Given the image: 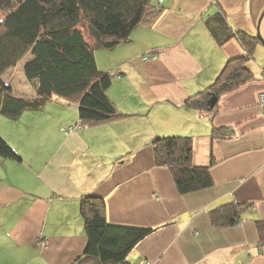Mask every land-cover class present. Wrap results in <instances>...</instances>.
Segmentation results:
<instances>
[{"label":"crops","instance_id":"crops-1","mask_svg":"<svg viewBox=\"0 0 264 264\" xmlns=\"http://www.w3.org/2000/svg\"><path fill=\"white\" fill-rule=\"evenodd\" d=\"M112 49H96L98 69L115 73L106 94L117 117L64 132L79 121L77 103L53 96L40 111L0 116V135L19 159L0 157V264H71L87 243L80 202L105 201L111 224L155 227L127 255L132 264H264L257 221H264V45L247 62L252 80L217 100L214 115L184 100L210 85L228 58L244 54L234 39L216 44L206 20L221 12L228 26L264 40V0H162ZM147 52L154 59H143ZM13 93L33 97L29 83ZM18 89V90H17ZM213 127L229 129L215 138ZM192 141V163L211 187L180 194L170 170L154 162L161 136ZM230 202L249 208L232 226L209 213Z\"/></svg>","mask_w":264,"mask_h":264},{"label":"trees","instance_id":"trees-1","mask_svg":"<svg viewBox=\"0 0 264 264\" xmlns=\"http://www.w3.org/2000/svg\"><path fill=\"white\" fill-rule=\"evenodd\" d=\"M162 0H3L0 9V115L17 119L25 111H40L57 96L75 101L79 121L104 122L117 117L106 90L115 73L98 69L94 49H112L130 38L140 24H151L162 12ZM86 22V37L82 21ZM206 26L218 45L230 39L243 48L241 56L228 58L213 82L186 98L187 107L214 115L217 100L252 80L247 62L264 40L257 35L232 30L221 12L206 20ZM23 63L26 81L34 90L33 97L13 93L3 79L5 71ZM147 52L143 59H150ZM153 59V58H151ZM216 96L212 107L208 98ZM84 124V123H83ZM215 138L230 136L229 129L213 127ZM154 162L167 167L180 194L213 185L206 167L192 163V141L186 136L156 137L151 143ZM0 157L19 159V155L0 135ZM247 204L230 202L209 213L217 227L232 226L240 221ZM87 243L81 256L71 264H132L129 252L155 227L116 225L107 221L105 201L97 196H84L80 202ZM258 245H264V221L256 222Z\"/></svg>","mask_w":264,"mask_h":264},{"label":"rangeland","instance_id":"rangeland-1","mask_svg":"<svg viewBox=\"0 0 264 264\" xmlns=\"http://www.w3.org/2000/svg\"><path fill=\"white\" fill-rule=\"evenodd\" d=\"M3 0H0V3ZM1 7V4H0ZM4 10L0 9V19L2 18V16L4 15ZM86 22L83 20L81 22V26L84 28L85 31V35L87 38H89V34L87 33V29H86ZM94 56H96V49H94ZM30 57L29 53H27L26 55H24L15 66L7 69L5 71V73L3 74V79L5 81H9L13 84H15V88H18L16 85H20L21 83H23L24 81L26 82L25 76H24V72H23V63L25 62V60H27ZM96 60V58H95ZM18 90V89H17ZM49 104V103H48ZM1 116V115H0Z\"/></svg>","mask_w":264,"mask_h":264},{"label":"built area","instance_id":"built-area-1","mask_svg":"<svg viewBox=\"0 0 264 264\" xmlns=\"http://www.w3.org/2000/svg\"><path fill=\"white\" fill-rule=\"evenodd\" d=\"M151 58H156L155 54H151ZM258 107L260 110L261 115L264 117V91L260 92L258 95ZM84 124L82 122H78L73 126H69L66 128H61L62 131L64 132H71L73 131L74 128H79V127H83Z\"/></svg>","mask_w":264,"mask_h":264},{"label":"water","instance_id":"water-1","mask_svg":"<svg viewBox=\"0 0 264 264\" xmlns=\"http://www.w3.org/2000/svg\"><path fill=\"white\" fill-rule=\"evenodd\" d=\"M257 36H259L261 39L262 37L260 36L259 32L257 31ZM216 102V96L212 95L210 98L207 100V104L209 107H212Z\"/></svg>","mask_w":264,"mask_h":264}]
</instances>
